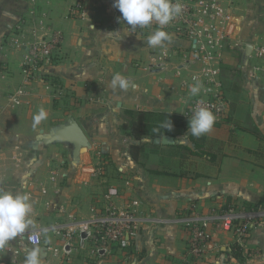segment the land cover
I'll use <instances>...</instances> for the list:
<instances>
[{
	"label": "crops",
	"instance_id": "obj_1",
	"mask_svg": "<svg viewBox=\"0 0 264 264\" xmlns=\"http://www.w3.org/2000/svg\"><path fill=\"white\" fill-rule=\"evenodd\" d=\"M75 1L0 0V190L29 194L33 205V224L0 250V260L23 264L24 249L35 246L41 249V264H189L183 255L186 233L175 221L180 211L264 205V76L251 70L250 55L242 64L247 45L264 43V0H218L234 24L223 40L220 63L230 115L203 135L202 154L184 148L197 151L188 119L185 129L163 127L162 135L174 139L168 145L148 136L136 140L121 127L126 110L183 116L200 95L189 92L191 70L198 66L184 61L189 42L163 29L170 42L149 47L146 39L158 27L155 22L131 28L113 0H78L84 4L79 18L69 13ZM45 32L59 33L60 43L24 86L22 63L29 44ZM183 64L188 71L180 70ZM114 73L136 87L113 92L108 82ZM21 86L26 93L12 103L10 95ZM40 107L47 119L33 127ZM69 117L90 144L78 159L68 143H44ZM138 143L143 148L134 160L129 147ZM95 149L108 164L102 175L92 176L88 167L96 162L91 158ZM105 192L116 193L111 198L116 207L134 202L137 228L111 254H95L87 241L80 245L86 238L80 225L93 207L105 204ZM31 231H39L42 244L27 241ZM212 239L219 248L208 245L195 264H264V222L240 246L241 258L227 250L232 245L228 235L213 232Z\"/></svg>",
	"mask_w": 264,
	"mask_h": 264
},
{
	"label": "built area",
	"instance_id": "obj_2",
	"mask_svg": "<svg viewBox=\"0 0 264 264\" xmlns=\"http://www.w3.org/2000/svg\"><path fill=\"white\" fill-rule=\"evenodd\" d=\"M27 1L35 4L37 0ZM179 2L183 5L181 15L163 29H169L176 36L189 42V47L182 52L184 61L187 64L189 62L198 65L197 68L191 70L190 83H194L193 76H195L203 84L200 95L188 103L184 116L188 119L194 108L205 107L213 112L216 121L225 120L230 112L224 96L220 63L223 40L229 38L234 31L231 13L218 0H179ZM69 13L82 18L84 4L78 0L75 1ZM35 36V40L29 44L28 55L22 63L24 86L33 79L41 61L49 58L51 52L57 49L60 43L59 33L45 32L35 34ZM163 55L166 56L165 52ZM251 57L264 64V43L252 45ZM180 68H187V66L183 64ZM260 69L264 72V67L251 65L252 71ZM24 86L19 87L10 95L9 100L12 103H19V99L26 93ZM93 157L96 162L91 163L88 172L92 176L102 175L108 159L99 149L94 150L91 158ZM113 194L116 196L113 192L103 193L105 204L101 207H93L92 216L80 225V231L87 233L85 239H80V245L87 241L95 254L100 252L111 254L115 247L126 243L136 234L137 217L134 202H127L121 207H116L111 202ZM175 221L186 233L184 260L186 263L195 264L203 257L208 245L219 248L216 241L212 239L213 232L218 235H228L231 237L232 245L242 246L251 231L264 222V205L229 203L207 211L191 206L180 211ZM26 239L33 245H40L43 242L39 231H31ZM66 245L62 250L64 254L67 253ZM232 245H228V249L225 248L231 251ZM52 251L54 255L58 254L56 250ZM253 253L249 250L247 256ZM0 264L5 263L0 260Z\"/></svg>",
	"mask_w": 264,
	"mask_h": 264
},
{
	"label": "clouds",
	"instance_id": "obj_3",
	"mask_svg": "<svg viewBox=\"0 0 264 264\" xmlns=\"http://www.w3.org/2000/svg\"><path fill=\"white\" fill-rule=\"evenodd\" d=\"M113 6L122 14L121 19L128 26L135 29L137 27H149L155 22L158 27L150 33L146 39L149 47H165L170 42L171 36L163 30L173 19L181 15L183 5L176 0H113ZM117 33H108L115 35ZM194 83L189 85L190 95L195 97L203 88V84L195 76ZM108 87L113 91H128L135 88L136 85L120 73H114L108 82ZM48 113L40 107L33 115V127L47 119ZM216 117L213 112L205 107L194 108L190 118H188L189 135L199 138L209 132ZM164 128H171L168 124ZM145 142H151L147 138ZM33 211V205L30 202V195L22 192H12L0 190V250H3L9 241L25 233L33 220L30 213ZM23 264H41L42 254L39 247L24 249Z\"/></svg>",
	"mask_w": 264,
	"mask_h": 264
},
{
	"label": "trees",
	"instance_id": "obj_4",
	"mask_svg": "<svg viewBox=\"0 0 264 264\" xmlns=\"http://www.w3.org/2000/svg\"><path fill=\"white\" fill-rule=\"evenodd\" d=\"M126 120L122 124V129L128 131L136 140H141L148 136L150 138L161 136L162 130L168 121L172 126L187 127V118L179 115L162 112H150L142 110H126ZM189 139L194 143V148L197 151L190 150L186 147L190 153L202 154L204 150L201 149L203 146L204 137L203 135L199 138L189 135ZM143 148L142 143L132 144L129 147V153L134 160H137L140 151ZM232 255L236 258H241V248L239 246L232 245Z\"/></svg>",
	"mask_w": 264,
	"mask_h": 264
},
{
	"label": "water",
	"instance_id": "obj_5",
	"mask_svg": "<svg viewBox=\"0 0 264 264\" xmlns=\"http://www.w3.org/2000/svg\"><path fill=\"white\" fill-rule=\"evenodd\" d=\"M251 48V45H247L245 47L242 55V64L247 63ZM152 141L155 144L161 143L164 145L174 143V139L167 134H164L161 137H154ZM44 143H68L72 145L73 159H78L80 153L90 148V144L83 130L77 121L71 117L68 118L66 123L60 124L54 128L52 133H50L48 137L44 139ZM86 235V232H81L82 237H85Z\"/></svg>",
	"mask_w": 264,
	"mask_h": 264
},
{
	"label": "rangeland",
	"instance_id": "obj_6",
	"mask_svg": "<svg viewBox=\"0 0 264 264\" xmlns=\"http://www.w3.org/2000/svg\"><path fill=\"white\" fill-rule=\"evenodd\" d=\"M251 62H252V64H254V65H257V66H259V67H261V68H263L264 67V64H263V62H261L260 60H258V59H256V58H251ZM195 69V68H194ZM180 70H182V72H184V71H188L189 69L188 68H181ZM256 72H258L259 74H261L262 76H264V72L262 71V69H260V70H258V71H256ZM188 86V85H187Z\"/></svg>",
	"mask_w": 264,
	"mask_h": 264
}]
</instances>
